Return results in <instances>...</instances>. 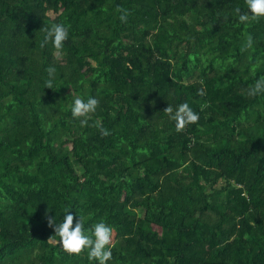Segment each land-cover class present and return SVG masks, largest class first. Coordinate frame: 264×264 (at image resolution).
<instances>
[{"label":"trees","instance_id":"1","mask_svg":"<svg viewBox=\"0 0 264 264\" xmlns=\"http://www.w3.org/2000/svg\"><path fill=\"white\" fill-rule=\"evenodd\" d=\"M237 8L251 14L247 0H0V264H98L59 242L69 205L112 225L108 264H264V93L247 95L264 16ZM56 22L63 49L42 43ZM89 95L96 111L73 117ZM185 101L199 119L177 128L166 107Z\"/></svg>","mask_w":264,"mask_h":264},{"label":"clouds","instance_id":"2","mask_svg":"<svg viewBox=\"0 0 264 264\" xmlns=\"http://www.w3.org/2000/svg\"><path fill=\"white\" fill-rule=\"evenodd\" d=\"M247 8L251 10L249 12L241 11V8H237L236 12L239 14L240 21H246L250 15L264 16V0H247ZM128 10L121 9L120 19L127 20ZM69 25L62 22H56L46 28V35L43 40V44H47L49 41L55 46L56 49H63L64 41L69 36ZM251 41H249V45ZM47 72L50 77L55 73L54 66H48ZM46 85H53V79H49ZM264 93V78L256 79L255 83L248 87L247 95L256 96ZM99 99L96 96L89 95L87 98L82 96L74 97V102L71 106V114L73 117H85L89 113L96 111ZM170 113L171 118L176 121L177 128H183L185 124L189 122H195L199 119V113L194 111L188 102H182L175 108L172 105L166 107ZM82 123H87V120H82ZM104 134H108V129H102ZM72 206L69 205L64 211V216L59 223H54L55 232L60 237V243L63 247L72 252H80L82 249L87 248L90 258L98 261V264H108V261L112 258V250L110 242L113 237V227L107 223L104 219H101L91 226L86 227L83 218L77 215L76 212H72L69 209ZM75 219V222H74ZM53 218H49V222H53Z\"/></svg>","mask_w":264,"mask_h":264},{"label":"rangeland","instance_id":"3","mask_svg":"<svg viewBox=\"0 0 264 264\" xmlns=\"http://www.w3.org/2000/svg\"><path fill=\"white\" fill-rule=\"evenodd\" d=\"M54 53H56L57 54V52L55 51ZM59 57L61 56V55H58ZM226 184V181L224 180V179H219L215 184H213L212 186H211V189H217V190H219L222 186H224Z\"/></svg>","mask_w":264,"mask_h":264}]
</instances>
